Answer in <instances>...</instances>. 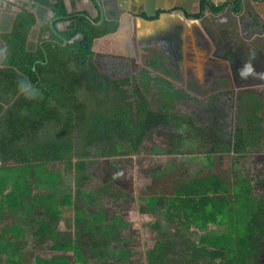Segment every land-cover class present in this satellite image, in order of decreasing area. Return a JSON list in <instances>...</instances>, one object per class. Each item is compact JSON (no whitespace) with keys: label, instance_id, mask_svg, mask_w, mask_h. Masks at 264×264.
<instances>
[{"label":"trees","instance_id":"obj_1","mask_svg":"<svg viewBox=\"0 0 264 264\" xmlns=\"http://www.w3.org/2000/svg\"><path fill=\"white\" fill-rule=\"evenodd\" d=\"M35 6L45 24L38 36L32 38L38 16L26 12L1 44L0 201H7V217L0 213V264L18 262L28 250L40 251L39 264H139L105 258L107 244L132 232L117 212L129 193L118 180L135 174L143 189L135 202L152 216L147 264H264V98L242 94L236 113L231 83L196 95L178 85L159 52L133 80L114 78L96 63L94 46L118 31L117 21L95 24L66 0ZM49 9L69 25L43 43ZM158 147L159 156L185 160L161 180L149 173L147 183L141 158ZM131 156L135 168L126 162ZM61 162L74 164V190L35 194L28 167ZM66 209L70 229L36 227Z\"/></svg>","mask_w":264,"mask_h":264},{"label":"flooded vegetation","instance_id":"obj_2","mask_svg":"<svg viewBox=\"0 0 264 264\" xmlns=\"http://www.w3.org/2000/svg\"><path fill=\"white\" fill-rule=\"evenodd\" d=\"M13 1L12 6L17 9L2 8L0 12L5 15L1 18L11 22L15 15L18 20L21 14L30 12L38 16L37 25L44 27L35 6L37 0ZM101 1L110 8L111 15L101 11L97 19L102 21L105 17V22L123 17L129 27L104 54L95 51L96 63L106 68L110 76L133 80L143 69L149 68V57L159 52L168 58L171 68L179 75L178 85L196 95L216 93L219 83L228 81L236 94L254 93L264 98V0H151L147 6H141L139 0L138 3L137 0H114L106 5L105 0ZM73 3L70 7L67 2L70 11ZM132 3H136L135 7ZM118 4L131 5V11L138 12V16H126L121 8L115 11ZM147 7H153V15L159 13L155 21L160 20V23L145 17ZM130 18L134 19L133 26ZM48 20L50 29L43 43L55 40V36L61 37V31L69 25L68 18L57 17L52 9H49ZM139 20L141 26H138ZM16 22L10 31L1 33L4 26L0 28V52L3 36L13 32ZM61 24L66 28L62 29ZM35 27L32 38L42 31L40 28L41 31L36 32ZM129 37L133 39L131 45ZM3 63L0 68L4 67Z\"/></svg>","mask_w":264,"mask_h":264},{"label":"rangeland","instance_id":"obj_3","mask_svg":"<svg viewBox=\"0 0 264 264\" xmlns=\"http://www.w3.org/2000/svg\"><path fill=\"white\" fill-rule=\"evenodd\" d=\"M2 107L3 106L0 105V112ZM163 150V147H158L154 149L153 155L149 157L144 156L143 158H141L142 162L140 164L144 165L141 169V172H143V174H146L144 175V177L147 183L151 176L148 175L149 173L153 172V174H157L159 179L161 180V178L167 176V172H170L172 169L175 168V166H182L181 164L185 160L184 157L172 158V156L166 155L159 156L158 153H163ZM136 159V156H131L129 160H126V162H128V164L133 165V167L135 168V166L137 165L135 162ZM259 161L264 165V160H261L260 158ZM123 165V161L113 160L112 162V166L115 168H121L123 167ZM27 175L29 183L34 186L33 191H35V194H38L40 196L54 192L55 188L57 187V185L54 183V180L58 178L67 179V185L63 186V188L68 189L70 191L74 190L73 182L75 170L74 164L71 162H61L55 164H35L33 166L28 167ZM119 180V185H121L124 189L128 190L129 193L128 198L125 200L128 206H126V208H122V206L119 205V209L117 212L121 213L126 220L132 222L133 229L129 237L125 240L116 244H107L108 254H106L105 258L109 259L111 257H116V259H118L120 257H124L127 259H137L139 261V264H147V242L149 240L151 241V239L149 238L150 236H153V232H151L149 227V223L152 220V216L147 214H141L138 208V203L135 202L137 189H140L141 192L143 190L141 187H138V177L136 176V174L132 176L131 182L128 180H123L122 178H119ZM68 216L72 221V210L68 211ZM6 217L7 211L4 215V218ZM3 224H5V222ZM70 225V223H65L64 225L62 221H58L52 216H45L41 219L40 223L36 225V227L43 229L64 227L70 229ZM24 234L26 233L24 232ZM27 252L28 253L22 258V260L14 262L13 264H37L38 261H42L38 260L36 256V254L40 253V251L35 252L32 250H28ZM54 262L57 264H61V261L59 260H54Z\"/></svg>","mask_w":264,"mask_h":264},{"label":"crops","instance_id":"obj_4","mask_svg":"<svg viewBox=\"0 0 264 264\" xmlns=\"http://www.w3.org/2000/svg\"><path fill=\"white\" fill-rule=\"evenodd\" d=\"M109 1H114V0H105V5H106V2H109ZM120 1V0H119ZM140 1V2H139ZM137 0V3L139 2V4L141 5V6H147V3H151V0ZM159 1V0H158ZM67 2H68V5L71 7V4H72V2H77V8H78V11H80V12H83V13H87L88 15L90 14L91 16H93L94 18H98L100 15H101V11H103V12H107V14L109 13V15H111V10H110V8L108 7V6H104V3H103V10H101V6L99 5V3H97L95 0H67ZM131 3V2H130ZM121 4V3H120ZM132 5L135 7V5H136V3L134 4V3H132ZM116 6V5H115ZM114 6V7H115ZM124 6H126V5H124ZM150 6V5H149ZM6 7H8L9 9H13V8H15V9H17L15 6H12V4H10L9 2H7V1H3V0H0V11H1V9L3 8V10L6 8ZM105 7H106V9H105ZM131 5L129 6V9L131 10ZM117 8H121V10L123 11L124 10V7L122 6H119V4L115 7V11H116V9ZM147 10H145V12H146V15H145V17L146 18H148V20L149 21H152L153 23H160L161 21L160 20H158V21H155L156 19H157V15L159 14H155V15H153L154 14V9H153V7L152 8H150V9H148V7L146 8ZM162 13H165V11L164 10H162ZM160 14H161V11H160ZM1 15H5V12H0V28L2 27V26H4L3 27V31L1 32V33H4V32H7V31H10L11 30V28H12V25L14 24V19H15V17H14V19H13V17H12V20H11V22L9 21V19H4V18H1L2 16ZM96 18V19H97ZM153 19V20H152ZM17 20V19H16ZM96 21V20H95ZM172 21H174V20H172ZM130 22H131V24H132V26H133V22H134V19L133 18H130ZM138 26H141V21L139 20L138 21ZM61 27H62V29H64V28H66L65 27V24H61ZM36 32L38 31V30H40V28H41V30H43L44 29V27H41V25H37L36 27ZM172 28L174 29V27L172 26ZM40 30V31H41ZM127 30V29H126ZM123 37V36H122ZM120 38L121 37H117V38H113L111 35L110 36H108V37H106V38H104L103 40H102V42L98 45V48H97V50H98V52L100 51L101 52V54H104V52H105V50H107L110 46H111V44H115L116 42H118L119 40H120ZM94 48H95V46H94ZM6 50V49H5ZM5 50H4V53H5ZM97 52V53H98ZM3 63V61H1L0 62V64H2ZM4 64V63H3ZM153 71V70H152ZM0 105H2L3 107H2V109H1V112H0V115H1V113H2V111H3V109L5 108V105L2 103V102H0ZM28 183H29V181H28ZM30 184V183H29ZM65 185H67V183H65L64 185H61V186H59V187H56L55 188V190H60V189H65V188H63V186H65ZM121 186V185H120ZM122 187V186H121ZM54 190V191H55ZM66 191H70V190H68V189H65ZM7 201L5 200V199H2L1 201H0V213H2V217L4 218V215H5V213H6V211H7ZM67 210V209H66ZM68 211V210H67ZM68 214V212L66 213V215H64V216H61V217H54V219H56V220H58V221H62L63 223H64V225H65V223H70V222H72L71 220H70V217L67 215ZM5 219V218H4ZM51 229H57V230H59V231H61V230H68L69 228H64V227H58V228H56V227H54V228H51ZM19 233V235H23L24 234V232H23V230L21 231H19L18 232ZM28 253V252H27Z\"/></svg>","mask_w":264,"mask_h":264},{"label":"water","instance_id":"obj_5","mask_svg":"<svg viewBox=\"0 0 264 264\" xmlns=\"http://www.w3.org/2000/svg\"><path fill=\"white\" fill-rule=\"evenodd\" d=\"M7 2H9L10 4H12L13 5V3H15L13 0H6ZM97 3H99V5L101 6V10H103L104 8H103V2L101 1V0H95ZM131 2V1H130ZM129 4H126V6L124 7V13H126V16H128L129 15V17H132V16H138V12H135V11H131L130 9H129ZM36 12V11H35ZM84 15H86L87 16V18H89L91 21H93L95 24H102V22H104V20H105V17H103V19H102V21L100 22V23H97L95 20V18L93 17V16H91V15H87V14H84ZM139 18H140V16H139ZM16 19H17V16L15 15V19H14V23L16 22ZM116 21H118L119 22V29H118V31L116 32V33H114V34H111V36L113 37V38H117V37H121V36H123L124 35V33H126V29H129V27L128 26H126V20L125 19H123V17H122V19H119V20H116ZM108 36H110V35H108ZM108 36H106V37H108ZM105 37V38H106ZM135 38H136V36H135ZM102 40L103 39H99V40H96V42H95V48H94V50L95 51H97L98 52V50H97V48H98V45L102 42ZM132 41H133V39L131 38V37H129L128 38V43H129V45H131L132 44ZM68 45V40H66L65 41V46H67ZM156 72V71H155ZM158 73V72H157ZM240 98H241V94L240 93H238L237 94V102H236V113L238 112V108H239V100H240ZM237 116V115H236Z\"/></svg>","mask_w":264,"mask_h":264}]
</instances>
